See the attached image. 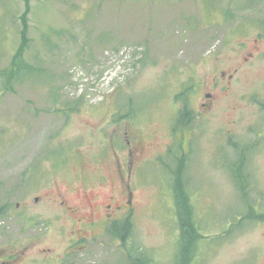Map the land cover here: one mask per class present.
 Returning <instances> with one entry per match:
<instances>
[{"label":"rangeland","instance_id":"374dc122","mask_svg":"<svg viewBox=\"0 0 264 264\" xmlns=\"http://www.w3.org/2000/svg\"><path fill=\"white\" fill-rule=\"evenodd\" d=\"M25 19L34 69L12 91L0 75V207L56 185L119 195L133 157L122 244L97 238L75 262L179 264L182 185L201 235L192 264H264V0H0L1 74ZM7 225L0 252L25 239ZM56 232L38 249L61 252Z\"/></svg>","mask_w":264,"mask_h":264},{"label":"flooded vegetation","instance_id":"af4514ba","mask_svg":"<svg viewBox=\"0 0 264 264\" xmlns=\"http://www.w3.org/2000/svg\"><path fill=\"white\" fill-rule=\"evenodd\" d=\"M237 71L236 69L235 73ZM235 73L229 75L228 82H231ZM225 74L222 72L223 76ZM219 85L216 79L212 83V87ZM228 87L229 83L222 85L224 90ZM213 99V92L208 91L204 93L201 105L211 107ZM131 155L133 156V152ZM133 165L132 157L126 163L125 170L124 167H119L123 187L119 195L107 189L98 195L96 192L100 189L95 191L94 185H86L77 197L75 191L67 192L56 185L51 190L44 191V195L34 197V203H17L16 208L11 204L0 207V224L4 222L0 227V235L9 230L8 221L13 220L21 222L25 238L23 243H11L6 252H0V264H79L72 259L73 255L87 251L92 240L110 235L117 244H122L124 229L133 224L136 210L132 201L131 186L124 181L125 171L129 177ZM100 181L106 187L110 185L107 177L100 178ZM242 184L240 186L244 188L246 185ZM42 201L45 203H40ZM39 208H44V212L39 211ZM42 224L44 229L40 227ZM51 227L55 228L59 235L58 242L63 244L66 241L61 252L55 253L53 248L48 246L39 249L37 247L35 240L44 236ZM38 250V257L31 256Z\"/></svg>","mask_w":264,"mask_h":264},{"label":"trees","instance_id":"16d2710c","mask_svg":"<svg viewBox=\"0 0 264 264\" xmlns=\"http://www.w3.org/2000/svg\"><path fill=\"white\" fill-rule=\"evenodd\" d=\"M23 26L24 28L22 29L21 33L22 42L12 59L11 66L7 69H4L2 74L0 73V75H2L4 78V83H2L1 86L6 91H12L16 84H19L26 79H23L21 75L24 71L34 69L24 60L23 56L24 50L26 48V34L28 28L26 19L23 20ZM176 195L177 204L179 206L180 226L183 236L182 251L180 253L181 261L179 264H192V259L195 255V244L201 235L199 233L198 226L194 221L195 219L193 217L194 215L192 214L189 193L181 185V187L176 189Z\"/></svg>","mask_w":264,"mask_h":264}]
</instances>
